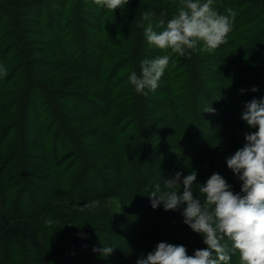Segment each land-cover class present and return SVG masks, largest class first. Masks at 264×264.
Masks as SVG:
<instances>
[{"label": "trees", "instance_id": "1", "mask_svg": "<svg viewBox=\"0 0 264 264\" xmlns=\"http://www.w3.org/2000/svg\"><path fill=\"white\" fill-rule=\"evenodd\" d=\"M178 3L129 0L113 13L93 0H0V264H136L159 242L206 247L182 208L153 209L149 193L192 170L198 184L218 173L240 191L226 158L255 131L245 104L264 99V0H214L237 12L229 42L184 57L144 36ZM164 54L156 91L137 93L130 73ZM103 246L113 253L93 251Z\"/></svg>", "mask_w": 264, "mask_h": 264}, {"label": "clouds", "instance_id": "2", "mask_svg": "<svg viewBox=\"0 0 264 264\" xmlns=\"http://www.w3.org/2000/svg\"><path fill=\"white\" fill-rule=\"evenodd\" d=\"M93 2L114 13L129 0ZM213 4L214 0H179L170 19L160 20L155 26L148 23L145 27L147 43L180 57L197 51L200 44L203 45L200 51L209 52L227 44L237 12L228 8L222 14ZM152 15L145 12L143 19L149 20ZM170 59L169 54H164L142 60L139 74L132 71L128 77L135 91L145 96L149 91H156ZM7 74V68L0 64V77ZM251 91L258 89L254 87ZM211 103L205 104L203 113L215 114ZM242 120L255 131L246 133L243 147L226 158L228 168L241 181L239 192H234L218 173L198 184L197 171L192 170L187 176L177 172L163 179V188L156 184L149 193L153 209L163 206L165 211H177L182 208L184 224L202 237L206 247L189 255L182 244L159 242L146 257L141 255L136 264H232L233 256L238 257V264H264V99L247 102ZM194 184L198 185L199 198L193 194ZM96 203L86 207H94ZM93 251L108 257L114 246L94 247Z\"/></svg>", "mask_w": 264, "mask_h": 264}, {"label": "rangeland", "instance_id": "3", "mask_svg": "<svg viewBox=\"0 0 264 264\" xmlns=\"http://www.w3.org/2000/svg\"><path fill=\"white\" fill-rule=\"evenodd\" d=\"M108 204L111 205L110 207L113 210L120 211V209H121V204H120L119 198L110 199Z\"/></svg>", "mask_w": 264, "mask_h": 264}]
</instances>
